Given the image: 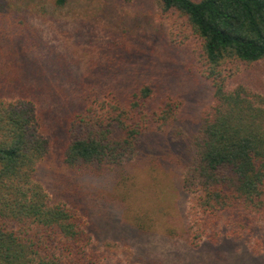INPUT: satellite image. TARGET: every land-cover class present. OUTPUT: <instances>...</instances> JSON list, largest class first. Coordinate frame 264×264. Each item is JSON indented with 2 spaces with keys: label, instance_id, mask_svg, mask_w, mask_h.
I'll use <instances>...</instances> for the list:
<instances>
[{
  "label": "rangeland",
  "instance_id": "rangeland-1",
  "mask_svg": "<svg viewBox=\"0 0 264 264\" xmlns=\"http://www.w3.org/2000/svg\"><path fill=\"white\" fill-rule=\"evenodd\" d=\"M5 1L12 11L27 12L29 43L4 45L0 36L1 96L34 104L47 142L35 179L52 204L78 207L102 262L264 264V224L231 237L232 225L220 221L203 230L191 213L193 191L183 186L189 139L212 101L210 85L192 68L196 41L158 23L155 0H64L61 7L55 0ZM125 43L131 52L122 51ZM226 70L229 88L244 85L264 96V59ZM146 78L160 94L180 98L179 139L169 137L170 129L148 132L119 166L65 168L59 159L64 129L83 93L71 95V88H100L104 98Z\"/></svg>",
  "mask_w": 264,
  "mask_h": 264
},
{
  "label": "trees",
  "instance_id": "trees-1",
  "mask_svg": "<svg viewBox=\"0 0 264 264\" xmlns=\"http://www.w3.org/2000/svg\"><path fill=\"white\" fill-rule=\"evenodd\" d=\"M54 3L61 7L64 0ZM155 3L159 24L196 41L192 68L212 89L189 139L183 176L184 188L193 191L192 216L203 230L224 221L232 225L229 236L240 237L264 224V96L244 85L229 88L226 66L264 59V0ZM27 19V12L12 11L0 0L1 43L23 39L27 45ZM132 49L122 44L124 53ZM77 85L71 95L83 89L82 102L66 121L59 156L67 169L119 166L134 157L148 132L170 129L174 140L182 134L174 126L180 98L160 94L147 78L104 98L100 88ZM40 129L30 100L7 102L0 92V264H104L78 207L70 201L52 204L35 179L47 152Z\"/></svg>",
  "mask_w": 264,
  "mask_h": 264
}]
</instances>
